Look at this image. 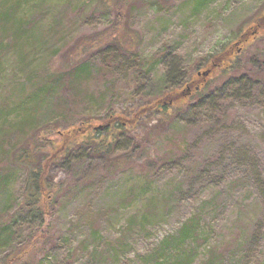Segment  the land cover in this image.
<instances>
[{"label":"rangeland","instance_id":"obj_1","mask_svg":"<svg viewBox=\"0 0 264 264\" xmlns=\"http://www.w3.org/2000/svg\"><path fill=\"white\" fill-rule=\"evenodd\" d=\"M67 2L25 0L20 16H34L46 26ZM80 4L86 7L84 20L66 13L61 28L70 36L59 52L47 46L34 48L26 56L29 68L40 73L63 71L79 61L97 66L96 76L83 90L85 95H100L91 114L106 108L108 103L100 101L105 95H118L110 109L125 113L135 102L154 98L145 97L143 91L135 100L126 97L131 94L127 71L120 68L110 74L99 53L112 43H123L125 57L130 53L141 60L137 69L149 72L142 88L167 85L170 73H178L177 85L166 88V96L159 98L165 99L167 111L163 107L155 116L147 114L137 130H122L110 154L80 142L103 126V120L94 118L87 125L90 129L81 131L83 137L72 155L50 171L65 188L55 220L41 228L47 237L41 238L36 256L31 253L17 264H153L147 256L193 217L199 218V228L191 243L196 247L191 264H205L212 251H218L226 264H264V0H130L127 4L117 0L115 9L111 0H80ZM6 5L0 0V11ZM217 54L225 55V60L215 61ZM236 58L241 66L230 71L226 66L231 63V67ZM2 61L0 104L8 97L14 99L27 76V64L21 63L15 49L3 52ZM108 80L113 81V91L105 88ZM219 103L228 122L223 133L210 135L199 147L192 144V129L185 136L170 135L190 116L212 115ZM78 104L83 106L78 117H91L80 97ZM18 112L12 105L0 112V128L19 120ZM2 133L0 151L10 155L0 156V162L13 166L12 151L24 138L15 134L1 141ZM27 173V167H19L9 187L0 184L1 225L17 211ZM80 214L89 218L91 214L94 226L76 224ZM19 220L13 226L14 242L23 246L29 235L40 233V227ZM188 248L186 243L165 256L173 262L176 252Z\"/></svg>","mask_w":264,"mask_h":264},{"label":"trees","instance_id":"obj_2","mask_svg":"<svg viewBox=\"0 0 264 264\" xmlns=\"http://www.w3.org/2000/svg\"><path fill=\"white\" fill-rule=\"evenodd\" d=\"M116 1L111 0L114 9ZM125 1L126 4L130 2V0ZM5 2L7 5L0 11V74L3 72V52H8L11 49L17 51L21 63L26 61L27 54L30 55L34 48L47 46L59 52V48H62L61 46L70 36V31L61 28L66 13L71 11L75 17L74 20L80 21L84 20L83 13L86 8L84 4H80V0H68L63 10L54 14L50 23L42 26L40 20L34 16H20V10L25 0H5ZM96 9L98 10V7ZM121 17L122 14H118L116 19L119 18L124 28L126 23L121 21ZM261 22L264 23L263 16ZM122 44L112 43L106 49L99 51L104 67L110 74H114L115 70L120 68L127 71L128 77L131 79L128 82L131 94L127 93L126 97L135 100L136 94L142 95V91L145 97H154L143 104L135 102V106L128 107L127 110H130L127 111L128 113L110 109L118 95L110 96L109 94L100 99V101L108 103L103 112L91 114V106L99 101L100 95L97 93L85 95L83 92V90H87L85 84L88 79L91 80L97 74V66L93 67L88 61H79L63 71L44 70L45 73H40V70L33 69L31 66L29 68V64L25 62L27 65H24V73L27 76L21 79L22 83L19 84L21 90L14 95L13 100L8 97L0 104V112L7 110L9 105L20 111L17 118L19 120L7 127L1 126V133L4 131L1 141L7 140L15 134L21 138H26L25 141L22 140L23 143L19 144L21 146L16 145L12 151L13 166L0 162V172L3 171L0 173V184L3 185V188L9 187V183L14 177V170L24 166L28 170L22 191L23 197L19 201L17 211L9 215V223L0 224V254L3 255L10 249L1 257L0 264H17L22 257L31 253L34 254L41 238L47 237L46 233L41 232V228L46 221L53 223L55 220L58 200L65 188L64 183L57 182L51 177V168L55 164L65 162L68 155H72L73 147L79 143L78 138L83 137L82 130L90 129V126L87 125H92L94 118L103 120L105 124L97 130L94 129L92 133L85 134L86 139L84 138L80 142L88 143L95 152L107 155L119 144L118 140L122 130L127 128L128 130H137V125L147 114L155 116L163 107V110L167 111V106L163 105L165 99L159 98L162 95L166 96L168 91L166 88L169 89L170 86L177 85L174 79L177 78L178 73L173 76L170 75L171 73L169 74L166 79L169 80L167 85L154 84L148 85L146 89L142 88L141 84L148 82L143 77H147L149 72L146 74L145 71L141 72L137 69V67H141V60L135 55L130 56V53L128 57L123 55ZM219 54H217L215 61L221 63L226 56H218ZM239 64L240 61L236 58L235 63L231 67L227 65L226 68L233 71V69L241 66ZM21 66L22 64H20ZM218 67L216 66L214 69L217 70ZM112 85L113 81L108 80L105 88L113 91ZM247 92L249 93V91ZM79 97L84 100L85 110L91 117H78L80 108H83L82 105L78 104ZM195 116H190L180 128H173L170 135L185 136L192 129V144L199 147L210 135L216 136L223 133L227 128V118L220 103L212 115L201 117V115L195 114ZM83 125L86 126L83 127ZM139 136L138 134L135 135L136 141H139ZM0 152L1 157L10 155L6 151L3 154L2 150ZM151 211L152 208L148 210L150 214ZM20 218L25 219V222H37L40 227V233L35 234L34 232L29 235L30 238L28 237V241H25L23 246L14 242L16 232L13 230V226L19 223ZM92 219L91 214L90 218L86 214H80L76 224L85 223L94 226L95 221ZM198 223V217L187 220L179 228L177 235L166 237L155 252L147 256V260L153 264H191L196 252V247H192L191 243H195L193 240L196 241L195 239L198 238ZM186 243L190 244V248L176 252L173 262H170L169 257L166 258L165 252L181 248ZM32 263L41 264L42 262L35 261ZM205 264L226 263L218 251H212Z\"/></svg>","mask_w":264,"mask_h":264},{"label":"flooded vegetation","instance_id":"obj_3","mask_svg":"<svg viewBox=\"0 0 264 264\" xmlns=\"http://www.w3.org/2000/svg\"><path fill=\"white\" fill-rule=\"evenodd\" d=\"M164 105V104H163Z\"/></svg>","mask_w":264,"mask_h":264}]
</instances>
